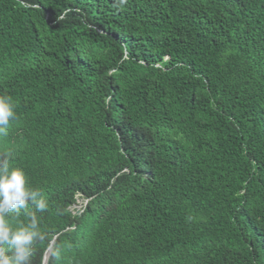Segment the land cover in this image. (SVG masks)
<instances>
[{
    "label": "trees",
    "instance_id": "1",
    "mask_svg": "<svg viewBox=\"0 0 264 264\" xmlns=\"http://www.w3.org/2000/svg\"><path fill=\"white\" fill-rule=\"evenodd\" d=\"M0 94L31 264H264V0H0Z\"/></svg>",
    "mask_w": 264,
    "mask_h": 264
},
{
    "label": "clouds",
    "instance_id": "2",
    "mask_svg": "<svg viewBox=\"0 0 264 264\" xmlns=\"http://www.w3.org/2000/svg\"><path fill=\"white\" fill-rule=\"evenodd\" d=\"M12 97L0 94V137L9 134L11 123L17 119ZM10 152L0 159V264H31L34 244L44 239L37 213L48 209L43 191L29 185L21 167L9 164ZM87 199H80L70 210L81 212ZM31 206V207H30ZM23 215V219H21ZM52 245L45 252L47 264ZM56 257L59 258V252Z\"/></svg>",
    "mask_w": 264,
    "mask_h": 264
}]
</instances>
